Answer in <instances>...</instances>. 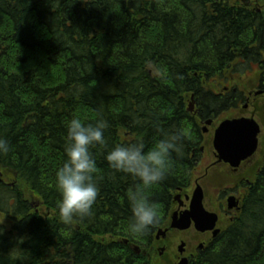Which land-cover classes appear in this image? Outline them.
I'll return each mask as SVG.
<instances>
[{"label": "trees", "instance_id": "1", "mask_svg": "<svg viewBox=\"0 0 264 264\" xmlns=\"http://www.w3.org/2000/svg\"><path fill=\"white\" fill-rule=\"evenodd\" d=\"M261 16L218 0H0V136L11 148L0 155V264H151L175 192L196 168L200 131L186 96L204 117L224 110L215 90L259 62ZM77 116L106 120L107 145L90 149L100 187L92 216L65 223L55 174ZM179 126L182 151L171 154L166 179L144 189L160 223L133 236L127 191L140 182L114 173L105 156L120 143L147 150L157 128ZM190 264H264V169L230 227Z\"/></svg>", "mask_w": 264, "mask_h": 264}, {"label": "clouds", "instance_id": "2", "mask_svg": "<svg viewBox=\"0 0 264 264\" xmlns=\"http://www.w3.org/2000/svg\"><path fill=\"white\" fill-rule=\"evenodd\" d=\"M107 128L106 120L85 122L78 116L67 124L66 159L55 174V187L60 194L57 208L65 223H71L77 218H88L93 214L100 187L96 160L90 149L97 145H107ZM157 132L161 138L147 150L141 141L120 143L105 156L114 173L131 175L140 182L127 191V202L131 210L127 229L133 236H144L160 223L159 209L149 200L144 189L166 179L171 154L181 152L187 138V130L183 126L172 131L157 128ZM10 150L9 141L0 136V155H6Z\"/></svg>", "mask_w": 264, "mask_h": 264}, {"label": "flooded vegetation", "instance_id": "3", "mask_svg": "<svg viewBox=\"0 0 264 264\" xmlns=\"http://www.w3.org/2000/svg\"><path fill=\"white\" fill-rule=\"evenodd\" d=\"M222 4L229 5L232 7H237L239 9L248 8L258 14H261V19L264 23V0H218ZM253 8V9H252ZM259 62L250 63L249 66V77L246 83L252 82L250 86L232 87V83L236 80L234 77H228L222 80L223 90L218 92L216 89L215 92L217 95L221 96V100L224 105V110L221 112L210 113L208 116H202L201 108L202 103L196 99L191 104L193 107H190L188 111L189 116L195 121V125L198 127L200 133V141L203 144V139L207 134H209L208 128H200L201 124H207L214 127V135L218 130L219 126L226 120H238V119H253L259 126V133L257 134V146L255 151L248 155L245 159L240 161L237 165H232L230 163L219 162L218 155L215 149L214 141L212 143L213 150L206 152V146H195L192 149L190 158L196 161V170L200 167L201 160L205 157L215 159L212 163L206 168V173L202 176H194L193 181L190 182L185 188L178 189L177 192L180 193L179 205L176 210H173L174 215H177L179 219L191 211L192 199L196 189L201 186L204 192V207L210 212L211 215H216L218 217L217 222L213 223L210 217L206 219L198 220L194 218L193 224L197 229V223L201 229H205V233L211 235L212 243L226 230L223 229L222 223L229 218L231 221L234 219L236 213L241 212L243 201L250 190V188L255 185L253 182L254 177L253 172L258 173V177L262 174L264 165H261V157L264 161V150L261 149V136L264 133V50H261L260 55L258 56ZM246 74V71L244 72ZM239 76L240 79L245 80V75ZM195 96V95H194ZM195 104V105H194ZM242 112L237 113L238 110ZM227 113V117H221L223 113ZM219 121V123H217ZM254 125V124H253ZM202 129V130H201ZM246 151L251 152V148L248 146ZM248 153V154H249ZM259 154V156H258ZM246 156V155H245ZM236 164V163H235ZM258 164V165H257ZM217 168L210 176V170ZM233 178V182L226 186L223 189L219 190L218 196L214 195L216 190L212 188L214 186H205L207 184H212L225 178ZM232 206V207H231ZM187 215V214H186ZM237 215V216H238ZM235 220V219H234ZM233 220V221H234ZM197 223H196V222ZM174 231V230H172ZM171 232L169 228L166 230V234ZM166 234L164 235L166 237ZM203 246H200V249H203ZM202 251V250H201Z\"/></svg>", "mask_w": 264, "mask_h": 264}, {"label": "rangeland", "instance_id": "4", "mask_svg": "<svg viewBox=\"0 0 264 264\" xmlns=\"http://www.w3.org/2000/svg\"><path fill=\"white\" fill-rule=\"evenodd\" d=\"M246 66L247 65L244 64L243 66H239L236 68V70L238 71V74L246 71V74H244L245 80L237 78L232 83V87H233V85L234 86H240V87H246V86L251 87L250 84L252 82L246 83L248 77L250 76L249 75L250 74L249 73L250 68H249V66L248 67H246ZM222 90L223 89H221V92H222ZM196 99H197L196 96H193V95H187L186 96L187 111L191 112L190 107H193V105L191 103L193 101L195 102ZM191 100H193V101H191ZM240 112H242L241 109L237 111V113H240ZM221 117L226 118L227 113L224 112ZM217 123H219V121ZM214 127H216V125L212 126V124L207 125L206 123L201 124V127H200L202 129L203 128L209 129V134H207L205 136V138L203 139V144H201V146H206V148H207L206 152L213 150L212 143L214 141V137H213ZM261 146H262L261 149L264 150V133L261 136ZM258 156H259V154H258ZM214 160L215 159H213L212 157L211 158L205 157L203 159V161L201 160V162H200L201 165L197 170L193 169V170H191L190 174L187 173L189 175L188 178L190 179V182H191V180L193 181L194 176H202L203 174H205L206 168ZM261 162H262L261 165H264V161L262 160V157H261ZM217 170H218L217 168L211 169L210 170V176ZM184 171H187V170H184ZM251 177H254L253 182H254V184H256L258 182L260 176L258 177V173L256 171H254L253 175ZM0 178H1V173H0ZM4 179L7 182L8 181L10 182L13 180V176L9 175V176L5 177ZM232 179L233 178L229 177V178L218 180L216 182H212V184H207V185L205 182V186H207V187L214 186L212 188L213 190H216V192H214V195L218 196L219 190L223 189L226 186H228L229 184H231L233 182ZM175 194L177 197L180 193L175 192ZM33 205L35 206V209L40 208V203L36 199H34ZM178 205H179V203L177 200L174 203L173 210H176ZM39 211L41 212L42 209H40ZM172 215H174L173 211L171 213L169 222L167 224H165V226L161 229L162 232H165L166 228L170 227V224H172ZM237 215H238V213H236L233 218L235 219L237 217ZM233 220L231 221L229 218H227L226 221L222 223L223 229L226 230L227 228H229L230 225L233 223ZM211 239H212V237L210 234L205 233V232H201L200 230L196 229L194 226H192L191 228L186 229V230L175 229L174 231L167 233L166 237L161 235V236H159L158 240L156 239L155 245L150 250L151 251L150 256H149V259L151 260L150 263L151 264H180L182 259H184V258H186L188 260H192L193 258H195L199 254V252L201 250L205 249L206 247H208L212 243ZM183 244H184L185 251L183 253H181L180 247ZM203 245H204V248L200 249V246H203Z\"/></svg>", "mask_w": 264, "mask_h": 264}, {"label": "water", "instance_id": "5", "mask_svg": "<svg viewBox=\"0 0 264 264\" xmlns=\"http://www.w3.org/2000/svg\"><path fill=\"white\" fill-rule=\"evenodd\" d=\"M258 133L259 126L253 119L224 121L216 131V138L214 141L215 149L219 153L220 161H225L232 165H237L240 161H242L248 155L253 153V151H255L257 146ZM248 146L251 148L250 153L249 151H246L248 149ZM203 199L204 192L203 189L199 186L196 189L192 199L191 211L187 212V215L185 214L181 219H179L177 215H174L171 227L173 229L186 230L191 227L192 220H194V218L201 220L206 219L207 217H210L215 225L217 217L216 215H211L205 211L203 206ZM197 229L201 232L206 231L205 229H201L198 223ZM164 234L165 232L160 231L157 238ZM127 242L128 241H126V243ZM133 250L138 254L142 253L140 247L138 246H133ZM184 251L185 248L183 244L180 247V252L183 253ZM180 264H188V259H182Z\"/></svg>", "mask_w": 264, "mask_h": 264}, {"label": "bare ground", "instance_id": "6", "mask_svg": "<svg viewBox=\"0 0 264 264\" xmlns=\"http://www.w3.org/2000/svg\"><path fill=\"white\" fill-rule=\"evenodd\" d=\"M215 138H216V134H215V136H214V141H215ZM216 152H217V155H218V159H219V153H218V151L216 150ZM219 162H225V161H220V159H219ZM225 163H227V162H225ZM179 199V197L177 196L176 198H175V202L177 201ZM203 206H204V199H203ZM204 209H205V207H204ZM205 211L206 212H208L206 209H205ZM208 213H210V212H208ZM173 215H172V222H173ZM217 217V216H216ZM217 219H218V217H217ZM193 221L194 220H192V224H193ZM217 222V221H216ZM194 226V225H193ZM136 253V252H135ZM136 254H138V253H136ZM138 255H140V254H138ZM144 255H146V254H144Z\"/></svg>", "mask_w": 264, "mask_h": 264}]
</instances>
